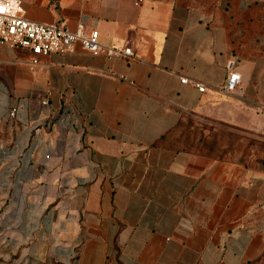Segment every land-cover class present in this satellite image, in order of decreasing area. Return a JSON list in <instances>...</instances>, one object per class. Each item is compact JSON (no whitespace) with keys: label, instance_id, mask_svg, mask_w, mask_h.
Returning a JSON list of instances; mask_svg holds the SVG:
<instances>
[{"label":"crops","instance_id":"crops-1","mask_svg":"<svg viewBox=\"0 0 264 264\" xmlns=\"http://www.w3.org/2000/svg\"><path fill=\"white\" fill-rule=\"evenodd\" d=\"M21 1L134 57L0 43V234L61 264H264V0Z\"/></svg>","mask_w":264,"mask_h":264},{"label":"built area","instance_id":"built-area-1","mask_svg":"<svg viewBox=\"0 0 264 264\" xmlns=\"http://www.w3.org/2000/svg\"><path fill=\"white\" fill-rule=\"evenodd\" d=\"M0 43L13 48H25L33 54L32 62L37 64L39 57L52 52L65 53L81 44L84 48L103 52L107 55L134 57L131 46L116 48L103 45L99 41V32L96 29H87L85 25H79L75 29L69 28L64 22L46 23L28 19L24 15V7L21 0H0ZM242 80V75L234 66V62L228 64L227 77L221 91L230 94L236 91ZM182 82H190L200 91L205 90V85L186 77ZM47 103V100L44 101ZM264 112V104H259ZM16 115V108L11 111V116ZM69 110L61 114V119L68 124L75 125Z\"/></svg>","mask_w":264,"mask_h":264},{"label":"rangeland","instance_id":"rangeland-1","mask_svg":"<svg viewBox=\"0 0 264 264\" xmlns=\"http://www.w3.org/2000/svg\"><path fill=\"white\" fill-rule=\"evenodd\" d=\"M0 264H59L46 257L33 254L26 244L0 234Z\"/></svg>","mask_w":264,"mask_h":264},{"label":"trees","instance_id":"trees-1","mask_svg":"<svg viewBox=\"0 0 264 264\" xmlns=\"http://www.w3.org/2000/svg\"><path fill=\"white\" fill-rule=\"evenodd\" d=\"M59 264H61V263H59Z\"/></svg>","mask_w":264,"mask_h":264}]
</instances>
